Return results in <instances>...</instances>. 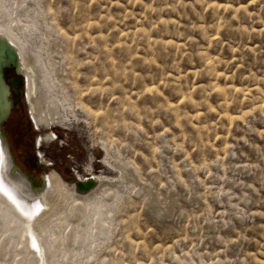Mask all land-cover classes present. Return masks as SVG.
Returning <instances> with one entry per match:
<instances>
[{"label": "rangeland", "instance_id": "obj_1", "mask_svg": "<svg viewBox=\"0 0 264 264\" xmlns=\"http://www.w3.org/2000/svg\"><path fill=\"white\" fill-rule=\"evenodd\" d=\"M0 27L58 106L36 129L22 87L0 124L33 185L59 177L47 264H264V0H0ZM0 264L35 261L0 230Z\"/></svg>", "mask_w": 264, "mask_h": 264}, {"label": "bare ground", "instance_id": "obj_2", "mask_svg": "<svg viewBox=\"0 0 264 264\" xmlns=\"http://www.w3.org/2000/svg\"><path fill=\"white\" fill-rule=\"evenodd\" d=\"M14 71L15 78L22 81L23 100L29 109V119L36 129L45 123L56 125V103L50 106L39 105V87L35 80V71L23 58L22 50L13 37L0 27V124L6 121L12 108L11 92L5 83V75ZM46 112V114H45ZM42 113L45 116H42ZM57 119V118H56ZM55 136L49 133L37 137L36 145L53 141ZM59 177L55 172L43 176L41 186L37 187L15 166L7 144L0 138V230L10 231L20 241V249L27 253L35 264H47V246L39 238L36 227L52 212L51 194L57 186ZM97 186L94 179L77 181L75 189L88 194ZM88 218L96 224V234L100 235L104 227L102 219V201L88 205Z\"/></svg>", "mask_w": 264, "mask_h": 264}, {"label": "flooded vegetation", "instance_id": "obj_3", "mask_svg": "<svg viewBox=\"0 0 264 264\" xmlns=\"http://www.w3.org/2000/svg\"><path fill=\"white\" fill-rule=\"evenodd\" d=\"M9 88L11 92V97H20L22 93V85L19 83L12 84L11 79L9 80ZM14 100V99H13ZM19 107V105H15V108ZM11 113V112H10Z\"/></svg>", "mask_w": 264, "mask_h": 264}, {"label": "trees", "instance_id": "obj_4", "mask_svg": "<svg viewBox=\"0 0 264 264\" xmlns=\"http://www.w3.org/2000/svg\"><path fill=\"white\" fill-rule=\"evenodd\" d=\"M22 106H23V104H22ZM18 121H19V119H16V120H14V122H13V126H14L13 129H15V130H17V128H19V126H20V124H19ZM32 146H33V143H32ZM32 171H33V170H32ZM33 173L36 174V171L34 170ZM27 175H28V177H29V180H30L33 184H36L35 181L32 179V177H31L29 174H27Z\"/></svg>", "mask_w": 264, "mask_h": 264}, {"label": "water", "instance_id": "obj_5", "mask_svg": "<svg viewBox=\"0 0 264 264\" xmlns=\"http://www.w3.org/2000/svg\"><path fill=\"white\" fill-rule=\"evenodd\" d=\"M11 83H12L13 85L16 84V83H19V84L22 85V81H21V80H18V79H16V78L11 79ZM7 86H8V85H7ZM8 91H10L9 86H8Z\"/></svg>", "mask_w": 264, "mask_h": 264}]
</instances>
